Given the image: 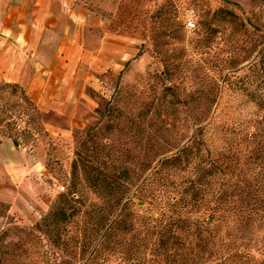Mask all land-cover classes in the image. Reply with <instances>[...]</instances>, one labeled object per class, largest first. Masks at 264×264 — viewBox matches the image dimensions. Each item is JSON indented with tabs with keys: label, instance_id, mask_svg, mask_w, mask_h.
<instances>
[{
	"label": "rangeland",
	"instance_id": "obj_1",
	"mask_svg": "<svg viewBox=\"0 0 264 264\" xmlns=\"http://www.w3.org/2000/svg\"><path fill=\"white\" fill-rule=\"evenodd\" d=\"M83 1L106 22L84 29L82 51L66 60V90L50 93L49 107L0 79V158L28 168L22 180L0 185V264H136L125 252L142 236L140 216L155 211L137 193L141 162L127 156L173 149L171 139L189 133L192 95L215 86L230 53L240 69L264 41V0ZM221 7L239 16L238 25L213 19ZM113 104L118 117L108 111ZM261 114L225 94L217 119ZM101 152L123 157L132 185V215L111 234L115 199L98 198L81 159Z\"/></svg>",
	"mask_w": 264,
	"mask_h": 264
},
{
	"label": "trees",
	"instance_id": "obj_2",
	"mask_svg": "<svg viewBox=\"0 0 264 264\" xmlns=\"http://www.w3.org/2000/svg\"><path fill=\"white\" fill-rule=\"evenodd\" d=\"M213 19L238 25L239 16L221 7ZM249 51V62L240 69L237 54L230 53L215 86L192 95L189 133L171 139L173 149L127 156L141 162L137 193L155 211L140 216L142 236L125 252L136 264H264V41L258 39ZM225 94L242 96L261 116L220 125L217 112ZM108 111L122 114L117 104ZM81 159L98 198L115 199L117 216L107 228L111 234L121 226V216L132 215L130 169L113 152ZM95 252L101 257L99 249Z\"/></svg>",
	"mask_w": 264,
	"mask_h": 264
},
{
	"label": "crops",
	"instance_id": "obj_3",
	"mask_svg": "<svg viewBox=\"0 0 264 264\" xmlns=\"http://www.w3.org/2000/svg\"><path fill=\"white\" fill-rule=\"evenodd\" d=\"M97 14L83 0H0V79L49 107L50 93L66 90V60L82 51L84 29L105 25ZM27 171L0 158V185L11 186Z\"/></svg>",
	"mask_w": 264,
	"mask_h": 264
},
{
	"label": "built area",
	"instance_id": "obj_4",
	"mask_svg": "<svg viewBox=\"0 0 264 264\" xmlns=\"http://www.w3.org/2000/svg\"><path fill=\"white\" fill-rule=\"evenodd\" d=\"M65 188L63 187V189L62 190H64Z\"/></svg>",
	"mask_w": 264,
	"mask_h": 264
}]
</instances>
